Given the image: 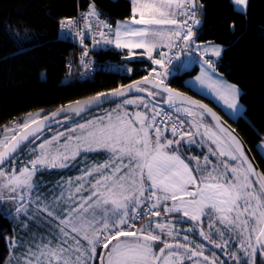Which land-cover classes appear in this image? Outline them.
<instances>
[{
  "label": "snow or ice",
  "instance_id": "obj_1",
  "mask_svg": "<svg viewBox=\"0 0 264 264\" xmlns=\"http://www.w3.org/2000/svg\"><path fill=\"white\" fill-rule=\"evenodd\" d=\"M248 2L233 0L235 10L246 15ZM130 3V16L115 26L100 18L95 4L81 14L83 30H76L77 19L58 23L80 38L86 72V38L92 48L113 46L126 60L146 56L158 68L0 128V209L14 214L23 229L35 224L39 230L19 245L12 240V249H24L16 264H256V254L264 256V173L208 105L165 83L175 49L210 48L221 56L220 46L202 47L194 39L204 6L199 0ZM216 72L206 59L197 80L239 115V89ZM106 103L116 107L93 115ZM53 125L63 130L45 137ZM25 141L34 145L33 155L19 161ZM193 146L200 156L188 154ZM81 160L78 176L41 190L37 173L78 167Z\"/></svg>",
  "mask_w": 264,
  "mask_h": 264
},
{
  "label": "trees",
  "instance_id": "obj_2",
  "mask_svg": "<svg viewBox=\"0 0 264 264\" xmlns=\"http://www.w3.org/2000/svg\"><path fill=\"white\" fill-rule=\"evenodd\" d=\"M199 3L204 8L203 13L198 14L201 23L194 29V39L224 47L216 65L217 72L240 88L244 115L236 120L227 118L211 100L185 85V79L198 72L197 66L166 78L165 83L218 111L243 139L264 173V156L258 150L264 142V0H249L246 15L236 11L231 0H199ZM90 4H95L103 20L116 22L130 16V0H0V128L22 119L27 113L49 112L97 92L127 85L148 75L151 68H158L145 56L126 60L124 52L100 46L93 51L100 70L84 80L78 79L77 74L82 69L79 56L84 46L76 47L61 40L58 21L89 11ZM233 23L234 30L229 27ZM85 45L90 48L91 42ZM182 55L179 50L170 71L180 65ZM67 59L73 61L74 74L64 79ZM26 146L17 154L23 155ZM201 152L193 146L188 154L200 156ZM76 169L43 170L38 175L42 176L40 182L56 180L72 177ZM14 220L12 214L0 211V264H6L10 257L11 239L21 234ZM24 234L23 239L27 240ZM215 251L220 256V250ZM256 264H264L260 253L256 254Z\"/></svg>",
  "mask_w": 264,
  "mask_h": 264
},
{
  "label": "rangeland",
  "instance_id": "obj_3",
  "mask_svg": "<svg viewBox=\"0 0 264 264\" xmlns=\"http://www.w3.org/2000/svg\"><path fill=\"white\" fill-rule=\"evenodd\" d=\"M235 9H236V6H235ZM196 42H197V41H196ZM165 43H167V41H165ZM197 43L200 44L202 47H208L209 44H211V45H218V46H220V47L222 48V52H223V48H224V47H223L222 45H220V44H217V43H214V42H197ZM163 50L166 51V52L168 51L167 48H165V49H163ZM222 52H221V56H222ZM221 56H220V57H216V56H214V55L212 54L210 48H209V50L207 51V53L202 52V51H195V50L185 49V50L183 51V55L180 56V58H181L182 61H178V63H180V65H179L177 68H175L174 70H171V71H170V74L167 75L166 78L168 79V78H171V77H173V76H175V75L183 74L184 72L191 71L195 66H197V67H198V72H197L196 74L192 75V76H188V77L185 79V85L188 86L191 90H193V91H195L196 93H198L199 95H201L202 97H205V98L211 100V101H212V102H213V103H214V104H215V105H216V106H217V107L223 112V114H224L227 118H229V119H231V120H236L237 118L242 117V116L244 115V108H243V106L241 105V103H240V99H239V98H240V94H241V90H240V88H239L236 84L227 81V80H226L225 78H223L218 72H216V73L214 74V75H216V76H218V77H222V78H223L225 81H227L229 84H234V85H236L237 88L239 89L238 105H241L242 108H240V114H239V115H235V114H233V113L231 112V110L227 109V107L223 105L222 101H219V100L215 97V95L209 90V88H208L207 86L201 85V84L199 83V81L197 80V77H200V76H201L202 62H203L204 60H206V59H210L211 61L214 62L215 66H216L217 63H218V61L220 60ZM172 63H174V59H173ZM115 107H116V104L114 103L113 105L106 107L105 110H110V109L115 108ZM128 109H129V110H135V109H134V106H132V105H129V106H128ZM105 110H104V107H103V109L101 108V109L97 110L96 112H94L93 115H102V114L104 113ZM38 111H40V110H38ZM36 112H37V111L32 112V113H36ZM42 114H43V113H42ZM57 130H63L62 126H59V127H57L56 129H52V131H49L48 133L46 132L47 134H45V137H51L52 134H53V132H55V131H57ZM2 135H3V133L0 132V136H2ZM37 143H39V141H37ZM32 147H34V145H32V144L29 145V144H28V145L26 146V148L24 149V151H23V155H22V154H17V156H18V160H19V161H25V160H28L29 158H31L33 154H32V152L30 151V149H31ZM258 150L261 151L262 153H264V142H262V143L259 145ZM90 162H92V161L90 160V161L88 162V164H90ZM84 163H85V162L82 160L81 163H80V164H82V165L79 164V166L81 167V169L85 167V164H84ZM73 168H76V167H72V166H70V167H68L67 169H68V170H69V169H70V170H71V169L73 170ZM77 168H78V167H77ZM81 169H80V170H81ZM57 170H61V169H57ZM41 173H42V172H41ZM38 174H39V173H37L36 179H37L38 181H40V179H42V176L40 177V175H38ZM79 174H80V173H79ZM79 174H78V175H79ZM78 175H76V176H78ZM69 177H70V176H69ZM73 177H74V176H73ZM67 178H68V177H67ZM67 178H66V179H67ZM43 182H44V181H43ZM41 185H42V189H41V190H42V191H47V188L43 187L44 184H43L42 182H41ZM0 211H1L2 213H5V214L9 215V212H8L6 209H0ZM10 214H12V213H10ZM12 215H13V220L15 219L14 221H15V223H16V226H19L17 231L21 232V234H17V235H15V237H13V238L11 239V241H10V243H9V247H10V250H11V257L8 258V261H7L6 264H14V263H15V260H14V259L17 260L16 257H19V256H20V253L24 251V249H23V248H20L19 246H18L16 249H12V247H11L12 240L15 239L16 242H17V245H19L20 243H22V240H21L20 238H23V237L25 236L24 233H26V236H28V237H27V240H29V239H30V234H31L32 232L39 231V230L37 229V227H36L35 224H30V225H29V228H28L27 230L23 229V227H22V225L20 224L19 220L15 217L14 214H12ZM20 219H23V218L21 217ZM178 227H180V226L178 225ZM183 227H187V225H184ZM24 238H25V237H24ZM197 239H199V237H197ZM23 240H24V239H23ZM24 241H26V239H25ZM206 254H207V253H206ZM217 256H219V255L217 254ZM219 257H220V256H219ZM220 259H221V260H224L225 258L220 257Z\"/></svg>",
  "mask_w": 264,
  "mask_h": 264
},
{
  "label": "built area",
  "instance_id": "obj_4",
  "mask_svg": "<svg viewBox=\"0 0 264 264\" xmlns=\"http://www.w3.org/2000/svg\"><path fill=\"white\" fill-rule=\"evenodd\" d=\"M87 12H83V13H87ZM81 14H78L77 17H73V19L80 20V24L77 26V29H76L77 31L83 30L84 21L81 19ZM197 19H198V15H197ZM91 22H92V20H91V18H89L88 23H91ZM60 39L64 40V41H69L70 43H72L76 47H83V45H81L79 43L80 38L78 36H76L74 32H69L68 30H61L60 31ZM87 41L91 42V39L86 38L85 44ZM89 49H90V57H91L90 70H88L86 72L82 67V69L77 74V78L80 80H84L87 77L92 76L95 72L100 70V68L96 65L94 57H93V51H97L99 49V47L92 48V42H91V46ZM178 52H179V49H175L174 53L171 55L173 57V59L177 55ZM69 65H71V68L69 67ZM73 74H74L73 61L71 59H67L66 64H65L64 79L71 78L73 76Z\"/></svg>",
  "mask_w": 264,
  "mask_h": 264
},
{
  "label": "water",
  "instance_id": "obj_5",
  "mask_svg": "<svg viewBox=\"0 0 264 264\" xmlns=\"http://www.w3.org/2000/svg\"><path fill=\"white\" fill-rule=\"evenodd\" d=\"M139 80V79H138ZM136 81V80H135ZM169 86V85H168ZM170 88H172L171 86H169ZM172 89H174V88H172ZM177 93H181V94H183L185 97H191L192 99H194V100H198V101H200L201 103H203V104H206V105H208L207 103H205L204 101H202V100H200V99H198V98H196V97H194V96H192V95H189V94H187V93H184V92H182V91H179V90H177V89H174ZM110 104H114V103H106V104H104L103 105V107H105V106H108V105H110ZM65 105H67V104H65ZM166 107V106H165ZM208 107H210L218 116H220L221 117V120L224 122V124L227 126V127H229V128H231L232 130H234L233 128H232V126L225 120V118L218 112V111H216L213 107H211L210 105H208ZM59 108V107H58ZM57 127H59V126H56V125H53L52 126V129L53 128H57ZM234 133H235V135L239 138V140L242 142V144H243V147H244V149H245V153H246V155L248 156V158H249V160H250V162H252V164H253V166H254V168L259 172V173H262L261 172V170H260V168H259V166H258V164L256 163V161H255V159H254V157H253V155H252V153H251V151L249 150V148L247 147V145L245 144V142L243 141V139L240 137V135L234 130ZM29 144V142L28 141H25L23 144H21L20 145V148L18 149V151H17V153L22 149V148H24L26 145H28Z\"/></svg>",
  "mask_w": 264,
  "mask_h": 264
},
{
  "label": "crops",
  "instance_id": "obj_6",
  "mask_svg": "<svg viewBox=\"0 0 264 264\" xmlns=\"http://www.w3.org/2000/svg\"><path fill=\"white\" fill-rule=\"evenodd\" d=\"M232 1V3H233V0H231ZM233 6H234V8H235V5H234V3H233ZM106 20V19H105ZM125 20V19H124ZM106 21H108V20H106ZM119 21H123V20H118V21H116V22H110V21H108L110 24H112L113 26H115L116 25V23L117 22H119ZM102 48H105V49H108V48H112V49H114V50H117V51H122V50H118V49H115L113 46H102ZM138 52H140V51H142V50H137ZM123 52V51H122ZM146 57V56H145ZM195 92V91H194ZM198 94V93H197ZM259 147V146H258ZM259 153L262 155V156H264V153H262L261 151H259ZM65 169V168H64ZM80 166H78V168L76 169V171H75V173H73V176L75 177L76 175H78L79 173H80ZM72 176V177H73ZM64 179H66V178H64ZM58 180H60V179H56V180H51V179H49V180H46V181H44V182H42L44 185H47L48 187H50V186H52L53 184H55V182L56 181H58ZM10 257H11V254H10ZM16 258H18V257H16ZM15 260V263L14 264H16V259H14Z\"/></svg>",
  "mask_w": 264,
  "mask_h": 264
}]
</instances>
